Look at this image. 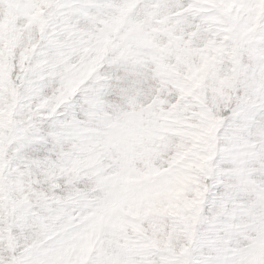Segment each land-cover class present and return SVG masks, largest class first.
Listing matches in <instances>:
<instances>
[{"label":"snow or ice","instance_id":"obj_1","mask_svg":"<svg viewBox=\"0 0 264 264\" xmlns=\"http://www.w3.org/2000/svg\"><path fill=\"white\" fill-rule=\"evenodd\" d=\"M0 264H264V0H0Z\"/></svg>","mask_w":264,"mask_h":264}]
</instances>
